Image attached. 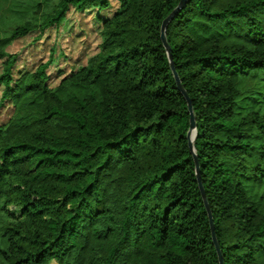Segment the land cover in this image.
Instances as JSON below:
<instances>
[{
	"label": "trees",
	"instance_id": "obj_1",
	"mask_svg": "<svg viewBox=\"0 0 264 264\" xmlns=\"http://www.w3.org/2000/svg\"><path fill=\"white\" fill-rule=\"evenodd\" d=\"M180 1L118 0L56 86L55 48L15 78L6 46L111 0L38 1L0 38V264H221L161 37ZM166 35L224 264H264V0H189Z\"/></svg>",
	"mask_w": 264,
	"mask_h": 264
},
{
	"label": "rangeland",
	"instance_id": "obj_2",
	"mask_svg": "<svg viewBox=\"0 0 264 264\" xmlns=\"http://www.w3.org/2000/svg\"><path fill=\"white\" fill-rule=\"evenodd\" d=\"M44 2V9L55 0H0V38L6 37L15 24L32 18L37 9V2ZM119 7L118 0H111L107 10L89 8L80 11L74 7L67 13L60 25L49 28L44 33L33 31L25 37L15 39L6 46L10 54H17L18 60L14 67V76L18 78L22 72L34 71L41 63L50 59L53 48L56 62L48 73L50 86H56L61 79L95 54L101 43V20L112 17ZM3 61L0 59V75L3 72ZM247 88L251 91L264 93L262 76L249 78ZM3 87H0V95ZM13 113V105L7 103L0 110V124L8 121Z\"/></svg>",
	"mask_w": 264,
	"mask_h": 264
},
{
	"label": "water",
	"instance_id": "obj_3",
	"mask_svg": "<svg viewBox=\"0 0 264 264\" xmlns=\"http://www.w3.org/2000/svg\"><path fill=\"white\" fill-rule=\"evenodd\" d=\"M188 2H189V0H181L180 3L178 4V6L164 20L163 25H162L161 37H162L163 43H164V45H165V47L167 49V53H168V56H169V60L171 62V67H172V70H173V73H174L178 88L182 92V94L186 97L188 105H189V111L191 113V127H190V131H189V134H188L189 146H190V148H191V150H192V152L194 154V157H195L197 177L199 179V184H200V188H201V191H202V194H203V198H204L207 210L209 212L211 228H212V232H213V239H214V242H215L218 254H219L220 262H221V264H224L222 250H221L219 241L217 239L216 231H215V223H214V219H213V215H212V210H211V207H210L209 202L207 200L205 189H204L203 184L201 182L200 164H199V159H198V156L196 154V149H195V145H194V141H195L196 136H197V123H196L195 114H194V111H193L192 102H191V99L189 97L188 92L183 87V84L181 82L180 76H179V74H178V72H177V70L175 68V65H174V62H173V56H172V52H171V47H170V45L168 43L167 35H166V30H167V27H168L170 21L173 20V18L178 13H180L181 10H183V8L186 6V4Z\"/></svg>",
	"mask_w": 264,
	"mask_h": 264
}]
</instances>
